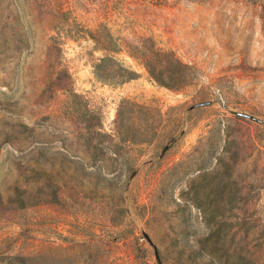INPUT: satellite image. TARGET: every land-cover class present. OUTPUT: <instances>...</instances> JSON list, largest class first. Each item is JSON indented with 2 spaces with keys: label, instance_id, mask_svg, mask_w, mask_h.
<instances>
[{
  "label": "rangeland",
  "instance_id": "1",
  "mask_svg": "<svg viewBox=\"0 0 264 264\" xmlns=\"http://www.w3.org/2000/svg\"><path fill=\"white\" fill-rule=\"evenodd\" d=\"M233 251L264 264V0H0V264Z\"/></svg>",
  "mask_w": 264,
  "mask_h": 264
},
{
  "label": "trees",
  "instance_id": "2",
  "mask_svg": "<svg viewBox=\"0 0 264 264\" xmlns=\"http://www.w3.org/2000/svg\"><path fill=\"white\" fill-rule=\"evenodd\" d=\"M74 170L79 173L81 171V166L77 165ZM217 232H220V228L211 230V233L207 237L198 239L199 248L197 249V252L203 253L208 248V253L212 256V258L221 257V254L223 253L220 252L225 250V242H221L218 238L214 239L212 242L210 241V238ZM220 261V264H256L251 260L245 261L241 254L234 251L228 256V260H226L225 262L223 260Z\"/></svg>",
  "mask_w": 264,
  "mask_h": 264
}]
</instances>
